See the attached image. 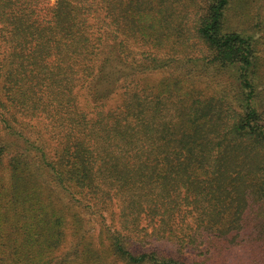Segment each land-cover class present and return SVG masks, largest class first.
<instances>
[{"label":"trees","instance_id":"1","mask_svg":"<svg viewBox=\"0 0 264 264\" xmlns=\"http://www.w3.org/2000/svg\"><path fill=\"white\" fill-rule=\"evenodd\" d=\"M248 1L0 0V264H226L264 190Z\"/></svg>","mask_w":264,"mask_h":264},{"label":"rangeland","instance_id":"2","mask_svg":"<svg viewBox=\"0 0 264 264\" xmlns=\"http://www.w3.org/2000/svg\"><path fill=\"white\" fill-rule=\"evenodd\" d=\"M53 2V0H52ZM264 0H249L247 3L248 15L236 17L240 24H235L236 27L249 31L255 24L252 23L253 16L263 6ZM251 7L252 10H249ZM260 12V11H259ZM261 15L264 18V10ZM257 30H259L257 28ZM264 30V29H263ZM242 31V30H241ZM252 33L254 30L251 31ZM257 35V34H256ZM264 37V31L258 32L257 36ZM259 53L262 57V66L259 73L262 75V80L258 92L261 96V103L264 105V38H261V44L258 47ZM167 69L160 68L158 71L150 73L153 80H158ZM233 79V77H231ZM226 82L225 86L228 90V99L238 91L237 86L231 84L228 80V75L224 76L221 81ZM230 104V103H229ZM238 107V106H235ZM246 190L248 194L247 202L244 203L243 210L241 208L239 225L228 233L229 238L224 241L227 246V253L225 255L226 264H264V190L254 189V187L261 181L253 172L246 171ZM244 202V201H243ZM167 248V247H166ZM168 249V248H167Z\"/></svg>","mask_w":264,"mask_h":264}]
</instances>
